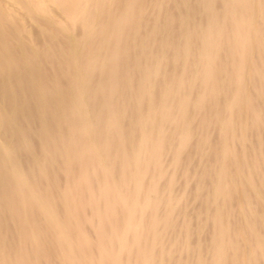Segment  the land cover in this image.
Here are the masks:
<instances>
[{
	"label": "bare ground",
	"instance_id": "bare-ground-1",
	"mask_svg": "<svg viewBox=\"0 0 264 264\" xmlns=\"http://www.w3.org/2000/svg\"><path fill=\"white\" fill-rule=\"evenodd\" d=\"M0 264H264V0H0Z\"/></svg>",
	"mask_w": 264,
	"mask_h": 264
}]
</instances>
